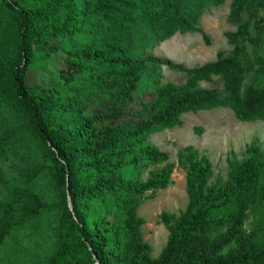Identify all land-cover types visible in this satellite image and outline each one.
Listing matches in <instances>:
<instances>
[{
    "label": "trees",
    "instance_id": "1",
    "mask_svg": "<svg viewBox=\"0 0 264 264\" xmlns=\"http://www.w3.org/2000/svg\"><path fill=\"white\" fill-rule=\"evenodd\" d=\"M225 1L0 0V164L13 150L41 154L24 184L46 171L54 199L49 206L16 191L24 201L14 211L0 204V247L50 210L51 251L41 264H264V151L256 146L215 179L193 147L177 152L188 204L159 214L169 237L155 259L136 214L139 198L166 189L174 169L150 135L216 108L264 120V14L254 19L264 0H230L231 50L214 61L186 68L146 52L176 33L198 32L207 43L200 17ZM56 52L63 68L53 84L30 86L29 71ZM159 66L185 81L158 86ZM214 79L220 89L200 85ZM148 85L147 101L139 92Z\"/></svg>",
    "mask_w": 264,
    "mask_h": 264
},
{
    "label": "rangeland",
    "instance_id": "2",
    "mask_svg": "<svg viewBox=\"0 0 264 264\" xmlns=\"http://www.w3.org/2000/svg\"><path fill=\"white\" fill-rule=\"evenodd\" d=\"M229 5L230 0H226L219 6L209 5L203 10L199 27L207 35V43L198 32L176 33L146 52L156 57L168 58L186 68L214 61L218 52L228 53L231 50L225 34L234 32L236 26L228 21ZM263 14L264 10H259L258 17L254 19L262 17ZM6 42L7 35L4 34L0 41V52L7 48L4 45ZM40 64H44V67L38 69L36 67H39V64H35L36 69L29 71L27 83L30 86L48 87L56 79L57 71L63 68V55L59 52L53 53L45 61L40 60ZM152 74L158 80V86L166 83L182 84L185 81L182 72L165 66L153 67ZM200 85L204 88H221L217 79ZM147 89L150 91L139 92V96L148 101L153 97V87L148 85ZM148 141L167 153V163L174 164L167 188L158 190L153 195L150 192L142 195L136 211L137 217L144 220L141 226L143 240L150 246V256L155 259L169 237L167 229L159 220V214L168 212L178 215L188 204L186 174L185 170L178 166L177 152L186 147H193L201 158L210 163L213 179L217 176L224 178L227 162L232 158H244L251 145L264 151V120L241 122L227 108L186 113L179 117L174 127L150 135ZM40 161L41 154L38 155L35 151L28 153L13 150L0 164V204L3 207L14 211L12 207L22 204L24 199L15 198L16 191L22 195L34 194L47 205L52 204V181L46 171L27 187L24 184L28 172L39 168ZM153 169H146L143 178L145 179ZM54 226L55 216L49 210L41 218L28 222L18 232L14 231L13 236L7 238L0 247V264H41L51 251Z\"/></svg>",
    "mask_w": 264,
    "mask_h": 264
}]
</instances>
